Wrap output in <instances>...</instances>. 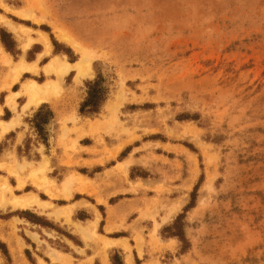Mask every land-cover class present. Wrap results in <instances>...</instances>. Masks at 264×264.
I'll list each match as a JSON object with an SVG mask.
<instances>
[{
    "label": "rangeland",
    "instance_id": "obj_1",
    "mask_svg": "<svg viewBox=\"0 0 264 264\" xmlns=\"http://www.w3.org/2000/svg\"><path fill=\"white\" fill-rule=\"evenodd\" d=\"M2 1L0 14L30 30L16 39L0 24V47L39 71L8 89L0 51V119L21 115V126L0 139V163L45 166L59 185L79 174L95 191L50 199L29 170L22 190L6 169L0 180L57 207L87 204L72 219L98 215V234L125 240L130 251L1 207L0 264H54L51 249L72 264H264V0ZM29 38L36 42L27 48ZM83 52L92 75L76 82L71 72L59 96L30 111L22 112L26 99L16 112L6 106L24 82L49 79L42 68L53 57L76 63ZM99 74L107 100L83 115L87 83ZM44 105L53 117L39 132L34 118ZM180 215L184 242L166 231Z\"/></svg>",
    "mask_w": 264,
    "mask_h": 264
},
{
    "label": "bare ground",
    "instance_id": "obj_2",
    "mask_svg": "<svg viewBox=\"0 0 264 264\" xmlns=\"http://www.w3.org/2000/svg\"><path fill=\"white\" fill-rule=\"evenodd\" d=\"M0 8L7 9L2 0H0ZM13 13L16 16L26 17V14L21 11H13ZM0 24H2L3 27H5L10 33L15 36V38L18 39L22 34L27 33L28 35V32L30 30L27 27L14 24L11 20L4 17L2 14H0ZM28 42L29 43L27 44V48L35 43L36 39L29 38ZM44 43L46 51L43 54H49L52 46L47 37L45 38ZM75 44L77 45L76 42ZM0 51L4 56L3 62L5 68L9 72L10 80L7 82L8 89L12 88V86L16 84L24 74L35 75L38 73L39 66L37 62H27L24 60L14 62L12 60V57L5 52L2 46L0 47ZM39 56H42V54H39ZM42 70L45 75L49 77V79L46 78L47 80L44 83H39L35 80H28L24 82L19 90L12 91V93L6 100V106L11 108L13 111H17V101H19L20 99H27V103L22 107V112H25L31 108H37L43 103L51 102L55 97L60 95L63 89V84L65 83V79L70 72L75 73L74 80L76 82L83 80L92 72L90 60L85 52H83L81 59L76 63H70L65 59L62 60L59 59V57L55 56L42 68ZM0 113H2V111H0ZM20 116V114H17L16 117L11 118L10 120H0V139L3 137V135L14 131L21 126ZM44 165H46V163H44ZM46 168L45 166L36 168L33 167L31 163H21L15 159L13 164L9 166H6L4 163H0V171L6 169V171H8L11 176L16 178L18 181L17 187L21 190L26 186V180H24V178L22 177V173L26 170H29L28 178L31 181L32 186L48 195L50 199L61 197L65 200H69L72 198L73 191L79 192L81 194H87L91 189H93L90 180L79 174L72 179H70L69 177V180L67 179L65 182L59 185L54 180L48 177ZM93 191L95 190L93 189ZM81 206L87 207V204L78 202L70 206L57 207L50 201H44L40 199V197L35 193H26L25 195L19 196L14 193L7 179L3 178L0 180V208L10 207L13 210L21 209L34 211L40 215L47 216L57 222L67 225L86 241L100 244L105 249H110L116 246L119 241H111L98 234V215L97 219L90 223H82L79 221H74L72 219V211L75 208ZM90 208L91 207H89V209ZM137 242L140 252L141 247L139 245H141L142 241L140 238H137ZM121 243L124 250L130 251V246L125 240L121 241ZM50 258L52 262H57L60 264H71L70 257L63 255L56 250L52 252ZM41 263L44 264L43 262Z\"/></svg>",
    "mask_w": 264,
    "mask_h": 264
},
{
    "label": "trees",
    "instance_id": "obj_3",
    "mask_svg": "<svg viewBox=\"0 0 264 264\" xmlns=\"http://www.w3.org/2000/svg\"><path fill=\"white\" fill-rule=\"evenodd\" d=\"M8 34L6 32H1V40L8 51H11L9 43L7 42ZM87 98L83 102L80 108V113L83 115H94L98 114L103 106V104L107 100L108 96V88L104 85L103 80L101 78V74L98 75L97 79L87 83ZM46 110V111H45ZM53 117V113L48 110L46 105L42 106L35 115L34 124L35 128L42 132L43 124L48 123L50 118ZM196 199L192 197V203L195 202ZM188 208H193V205H190ZM184 220V216L180 215L171 227L166 228V231L170 232L171 237H177L180 241H185V236L182 233V221ZM181 230V231H180Z\"/></svg>",
    "mask_w": 264,
    "mask_h": 264
},
{
    "label": "crops",
    "instance_id": "obj_4",
    "mask_svg": "<svg viewBox=\"0 0 264 264\" xmlns=\"http://www.w3.org/2000/svg\"><path fill=\"white\" fill-rule=\"evenodd\" d=\"M10 20V19H9ZM14 23V22H13ZM15 24V23H14ZM18 26H21V25H18ZM8 31V30H7ZM9 32V31H8ZM10 33V32H9ZM12 34V33H11ZM13 35V34H12ZM14 36V35H13ZM15 37V36H14ZM16 39H18V38H16ZM71 73V72H70ZM69 73V74H70ZM68 74V75H69ZM25 75V74H24ZM23 75V76H24ZM16 84H14L13 86H12V88H14V86H15ZM12 88H10V89H12ZM12 93V92H11ZM9 97V96H8ZM8 97H7V99H8ZM6 99V100H7ZM27 100V99H26ZM44 104V103H43ZM17 106H18V101H17ZM8 107V106H7ZM9 108V107H8ZM11 109V108H10ZM12 110V109H11ZM0 111H2V113H3V110L2 109H0ZM14 112H16V111H14ZM2 113H0V114H2ZM15 117V116H14ZM0 120H3V119H0ZM18 129V128H17ZM15 131V130H14ZM13 132V131H12ZM6 135V134H5ZM4 136V135H3ZM59 198H61V197H59ZM63 199V198H62ZM65 200V199H64ZM70 206V205H69ZM21 210V209H20ZM28 211H30V210H28ZM98 222H99V216H98ZM74 232V231H73ZM109 232H111L110 230H109ZM75 234H76V232H74ZM76 235H78V234H76ZM79 236V235H78ZM80 237V236H79ZM81 238V237H80ZM82 239V238H81ZM108 240H111V241H116V242H118L119 241V243L116 245V246H114V247H121V248H123V245H122V243H121V241H124V240H112V239H109V238H107ZM84 240V239H83ZM86 241V240H85ZM88 242V241H87ZM113 248V247H112ZM124 249V248H123ZM54 251V249H51L49 252H48V254H47V256L49 257V259L51 260V258H50V255L52 254V252ZM57 251V250H56ZM59 252V251H58ZM60 253H62V252H60ZM63 255H66V254H64V253H62ZM66 256H68V255H66ZM69 257V256H68ZM70 259H71V261H70V263L72 264V258L70 257ZM41 262H43V261H40V264H42ZM52 262V261H51ZM44 263V262H43ZM52 263H54V264H60V263H57V262H52ZM45 264V263H44Z\"/></svg>",
    "mask_w": 264,
    "mask_h": 264
}]
</instances>
